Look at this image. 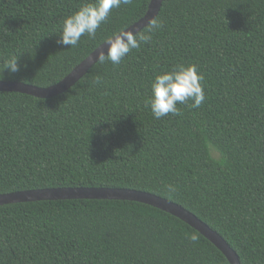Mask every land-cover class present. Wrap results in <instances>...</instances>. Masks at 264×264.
<instances>
[{
    "label": "trees",
    "instance_id": "trees-1",
    "mask_svg": "<svg viewBox=\"0 0 264 264\" xmlns=\"http://www.w3.org/2000/svg\"><path fill=\"white\" fill-rule=\"evenodd\" d=\"M89 2L0 0V67L11 55L26 65L5 70L3 81L57 84L106 37L140 20L150 0L113 9L75 48L57 44L64 18ZM155 19L163 27L151 41L118 65L98 61L60 95L0 92V195L150 193L217 232L240 264H264V0H163ZM178 63L197 66L205 100L157 120L145 106L151 81ZM0 264L229 263L151 206L65 200L0 206Z\"/></svg>",
    "mask_w": 264,
    "mask_h": 264
},
{
    "label": "clouds",
    "instance_id": "clouds-1",
    "mask_svg": "<svg viewBox=\"0 0 264 264\" xmlns=\"http://www.w3.org/2000/svg\"><path fill=\"white\" fill-rule=\"evenodd\" d=\"M132 0H92L84 3L77 11L68 15L62 22L59 38L56 43L67 48H75L81 37L94 38L97 30L105 23L113 9L127 6ZM163 27L159 19H150L144 32L133 33L130 30H121L111 37L105 38L107 49L96 52V59L103 64L108 61L118 65L133 49H139L142 44L151 41L153 33ZM19 56L11 55L0 67V81L5 79L4 71L15 74L26 67L19 61ZM204 77L199 73L194 64L185 65L178 63L169 71L155 75L151 81V95L145 101V106L150 108L153 117L157 120L169 114L180 115L178 105L188 104L191 108H199L205 100L203 84ZM99 79L94 83H99ZM169 193L175 191L171 184L165 186Z\"/></svg>",
    "mask_w": 264,
    "mask_h": 264
},
{
    "label": "water",
    "instance_id": "water-1",
    "mask_svg": "<svg viewBox=\"0 0 264 264\" xmlns=\"http://www.w3.org/2000/svg\"><path fill=\"white\" fill-rule=\"evenodd\" d=\"M163 0H150L146 14L127 30L139 33L147 27L150 19H155L161 9ZM126 30V29H125ZM107 49L105 42L96 48L86 59L77 65L65 78L57 84L48 88H39L29 84L15 81H0V92H15L25 94L39 99H47L60 95L70 89L88 70L98 62L96 52ZM65 200H106V201H129L145 204L165 212L207 239L227 259L229 264H240L237 254L230 248L226 241L205 223L200 221L192 213L173 202L156 195L131 190L116 188H50L26 190L0 195V206L18 203L40 202V201H65Z\"/></svg>",
    "mask_w": 264,
    "mask_h": 264
}]
</instances>
